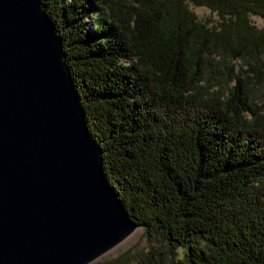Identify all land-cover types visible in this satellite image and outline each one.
Listing matches in <instances>:
<instances>
[{"label":"trees","instance_id":"16d2710c","mask_svg":"<svg viewBox=\"0 0 264 264\" xmlns=\"http://www.w3.org/2000/svg\"><path fill=\"white\" fill-rule=\"evenodd\" d=\"M41 1L106 181L130 218L163 255L186 247L176 264H264L262 107L234 64L226 97L199 84L206 55L264 51V33L246 19L264 16V0H192L235 17V36L198 22L185 0ZM143 257L165 264L149 250Z\"/></svg>","mask_w":264,"mask_h":264},{"label":"water","instance_id":"95a60500","mask_svg":"<svg viewBox=\"0 0 264 264\" xmlns=\"http://www.w3.org/2000/svg\"><path fill=\"white\" fill-rule=\"evenodd\" d=\"M41 0H0V264H90L135 223Z\"/></svg>","mask_w":264,"mask_h":264},{"label":"rangeland","instance_id":"374dc122","mask_svg":"<svg viewBox=\"0 0 264 264\" xmlns=\"http://www.w3.org/2000/svg\"><path fill=\"white\" fill-rule=\"evenodd\" d=\"M184 5L189 12L194 14L196 20L205 24L208 28L221 31L222 27L229 26L232 36L233 31H242L241 23L229 14L223 16L217 9L207 4L195 3L192 0H185ZM93 19H98L93 15ZM247 23L258 33H264V16L249 12ZM251 58L233 59L232 55L223 49H219L213 57L206 55L205 67L202 80L199 82L207 90L208 95H221L226 97L230 87L235 83L231 80L228 66L234 64V75L246 81L248 97L252 102L262 107L264 113V51H260ZM249 61L253 64L249 67ZM161 243L157 237H150L143 226L137 227L126 239L117 246L94 260L90 264H113L116 259L123 257L127 264H141V259L146 251L153 253V258L163 256L165 264H176L178 259H183L186 247H178L174 253L161 252ZM158 260V259H157ZM143 264V263H142Z\"/></svg>","mask_w":264,"mask_h":264}]
</instances>
